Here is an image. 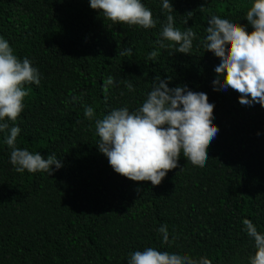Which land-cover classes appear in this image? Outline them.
I'll list each match as a JSON object with an SVG mask.
<instances>
[{"label": "trees", "instance_id": "16d2710c", "mask_svg": "<svg viewBox=\"0 0 264 264\" xmlns=\"http://www.w3.org/2000/svg\"><path fill=\"white\" fill-rule=\"evenodd\" d=\"M162 2L141 0L156 22L144 29L106 20L90 0H0V38L40 73L39 85L23 86L17 120L0 123L21 129L17 148L62 163L51 175L18 173L4 143L8 130L0 132V264H128L149 247L212 264H249L254 256L242 221L264 234V108L241 105L231 88L214 90L220 60L203 47L213 15L250 34L253 0H169L174 27L196 34L188 54L156 43L169 14ZM156 77L205 93L218 132L204 167L181 152L154 186L114 171L98 149L95 124L114 109L136 112ZM164 225L167 244L158 231Z\"/></svg>", "mask_w": 264, "mask_h": 264}, {"label": "clouds", "instance_id": "9594fccd", "mask_svg": "<svg viewBox=\"0 0 264 264\" xmlns=\"http://www.w3.org/2000/svg\"><path fill=\"white\" fill-rule=\"evenodd\" d=\"M90 7L113 23L144 29L156 26L152 12L141 0H90ZM162 8L169 14L160 33L161 39L156 43L160 48L175 47L177 53L188 54L196 34L190 28L182 32L174 27L171 14L174 9L169 0H163ZM246 20L253 29L250 34L245 26L217 15L211 16L203 47L220 60L215 68L214 90L231 88L240 94L241 105L259 104L264 108V0H253L246 11ZM165 41L169 43L166 45ZM127 52L130 54L131 49ZM156 56L157 52L152 51L148 58L155 60ZM169 82L156 77L146 100L136 112L130 113L126 107L114 109L96 121L99 151L107 157L116 173L131 181H150L154 186L159 185L166 174L177 167L181 152L194 166L204 167L209 159L206 149L218 132L212 124L214 105L208 102L205 93H194L187 86L169 88ZM39 83L38 69L29 59H18L9 43L0 38V121L5 118L16 121L28 95L23 86ZM112 85L113 78L104 81L105 94ZM127 88L132 91V84L128 83ZM84 112L86 118L94 115L91 107H86ZM5 130L8 135L4 143L11 149L10 163L16 172H50L51 175L53 166L56 170L62 167L55 155L45 159L39 153L17 148L19 127L10 128L8 123H0V132ZM242 223L247 235L254 239L256 248L249 264H264V234L259 233L250 220L244 219ZM158 231L167 244V225ZM128 264L212 262L206 257L197 260L149 247L130 254Z\"/></svg>", "mask_w": 264, "mask_h": 264}]
</instances>
